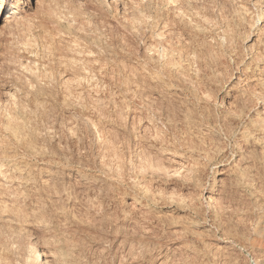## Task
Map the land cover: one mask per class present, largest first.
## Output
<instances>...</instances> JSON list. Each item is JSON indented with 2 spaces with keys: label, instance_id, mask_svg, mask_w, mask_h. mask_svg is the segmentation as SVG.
<instances>
[{
  "label": "bare ground",
  "instance_id": "obj_1",
  "mask_svg": "<svg viewBox=\"0 0 264 264\" xmlns=\"http://www.w3.org/2000/svg\"><path fill=\"white\" fill-rule=\"evenodd\" d=\"M122 114L131 119L119 120ZM220 128L254 152L259 146L264 153V0H0V251L12 259L6 264H103L100 257L94 258V253L91 259L81 250L80 235L79 239H75L78 235L69 236L92 228L87 222L91 219L88 211L89 220L73 214L74 210L70 213L66 206L51 209L56 201H70L72 194L66 184H58L57 174L60 169L64 172L67 165H78L77 188L87 192L94 185L84 178L115 182L112 170L126 169L127 161L135 167L138 156H142L140 152L146 155L139 143L150 149L147 155L155 153L157 157L153 156L160 161L151 163L152 172L142 177L136 171L138 164L137 174L128 178L134 179L133 184L129 183L136 187V194L124 199L125 208L135 212V224L143 223L139 237L131 239L138 242L141 250L135 256L115 253L110 264H137L154 250H158V256L152 264H175L168 255L172 247L187 253L185 263L190 264L196 254L192 249L199 245L192 244L193 247L187 244L190 240L182 238L193 234L196 239H203L191 227L200 226L205 210L210 208L219 221L227 213H232L237 224H245L248 217L253 219L248 241L253 248L262 246L264 211L256 218L252 216L264 194L253 192L255 208L229 204L218 207L221 189L205 184L206 160L211 161L224 151L222 140L215 133ZM114 132L120 137L113 135L115 141L111 142ZM88 142L91 148L99 147L104 157L99 158L101 150L90 155ZM112 151L113 156L122 154L123 161L120 155L117 161L115 155L117 162H113ZM245 155L221 167L219 173L247 185ZM159 171L189 175L190 180L206 188L203 201L188 202L174 192L163 198L157 182L154 189L144 182L149 177L156 181L154 174ZM37 172L45 177L39 179ZM57 184L58 187L51 186ZM94 187L98 190V186ZM85 196L80 199L81 205L85 198L94 206L98 195ZM42 198L43 207L46 201L55 202L49 207L51 213L63 219L52 230L57 233L53 239L44 238L42 227H33L35 218L29 220L30 214L38 216L41 208L32 209L38 201L41 204ZM29 206H33L32 212L23 214V223L20 215ZM153 207L187 214L169 223L171 241L170 238L164 242L160 235L152 234L147 215ZM83 208L92 210L85 205ZM123 219L127 220L125 216ZM111 231L118 235V228ZM96 235L90 237L97 238ZM115 235L119 240V235ZM205 243L209 254L212 244Z\"/></svg>",
  "mask_w": 264,
  "mask_h": 264
},
{
  "label": "rangeland",
  "instance_id": "obj_2",
  "mask_svg": "<svg viewBox=\"0 0 264 264\" xmlns=\"http://www.w3.org/2000/svg\"><path fill=\"white\" fill-rule=\"evenodd\" d=\"M250 35H253V32H251L250 33ZM123 115V114H122ZM122 115H120V116H122ZM119 116V117H120ZM126 116V115H125ZM124 115L122 116V117H124V119L121 117V118H119V120H121V121H128V119H131V118H127V116L125 117ZM127 118V119H126ZM132 120H134V119H132ZM131 120V121H132ZM124 121V122H125ZM134 122H137V120L135 119L134 120ZM180 127H182V128H184L185 129V126H183V125H180ZM184 129L182 130V131H184ZM186 130V129H185ZM221 130V128L220 129H218L217 130V132H215L216 133V136L217 137H219L222 141H221V146H224L223 148H224V151L222 152V154L221 155H219L218 157H216V158H214V159H212L211 161H207L206 160V163H208V166H207V168L205 169V174L203 173V176H204V178H205V184L207 183L208 184V186L207 187H210V185L211 184H215V187L216 188H220L221 189V195L219 196V198H218V201H217V204L216 205H219L218 207H222V206H224V205H227V204H229L230 206L231 205H233L234 207H237V208H240V207H244V208H250L251 209V207H254L255 208V203H257L256 202V200L254 199V197L252 196L253 195V192H259L260 194H264V153H263V150L258 146V147H256L255 148V152H254V149L253 148H251L250 146H247V145H245L244 146V144H242V143H240V142H238V139H237V137L236 136H234V137H228V136H226L225 134H224V132H223V130L222 131H220ZM220 132V133H219ZM173 133V132H172ZM222 133V134H221ZM197 134H199V133H196V135ZM64 135V134H63ZM113 135H114V138H116V136L118 135V138L120 137V135L118 134V133H113V134H111V139L113 138ZM212 136H215V134H212ZM86 138V140L88 139V135H86L85 136ZM113 138V139H114ZM118 138H117V140H118ZM111 140V142H113V141H115V139L114 140ZM89 140V139H88ZM117 140H116V142H117ZM227 140V141H226ZM228 141H229V143H228ZM235 142H236V144H235ZM73 143H74V146L76 145L75 144V140L73 141ZM238 143V144H237ZM128 144H130V143H128ZM127 144V145H128ZM139 144H142V143H139ZM138 144V146L140 147V149H143L144 150V152H147V153H144V154H146V155H144L143 156V152H140V154H142V156L141 155H139L138 156V164H140L139 165V170H136L135 169V167L137 168L138 166V164L134 167V166H132V164L131 163H128V161L126 162V165H127V168L126 169H128V168H130L131 169V171H126V169H124V168H122V169H115V170H117V172L116 171H114V170H112L113 172H111L112 174H114L115 175V178H116V181H117V184H116V181L114 182L113 180H108L107 182H105V181H103V180H101V179H98V180H96L95 181V178H93V177H89V178H84V181H87L88 183H90L91 185H94V186H98V190H97V187L95 188L94 186V189H93V187L91 188V190L93 189V191H94V193H93V191L91 192V190H88V192H87V190H85L87 193H89L90 195H98V196H100V197H96V200L94 201V206H92V204L89 202V201H87V200H85V198H86V194H85V191H84V189L82 190V189H79V188H77V187H79V186H77V185H79V180H80V176H79V173L77 172V168H78V165H72V164H70V165H67L65 168H64V172H63V170L62 169H60L59 170V174H57V179L56 180H58V184L59 185H65L66 186V188L68 189V192L69 193H72V194H70V196H71V199H74L73 197H75V199H74V201H72L71 199H70V201H66V202H64L63 204L61 203V202H58V201H56V205H54V203L53 204H51V202H49V201H46V209H45V207H43V205L44 204H42V203H44L45 201H44V199L42 198V200H41V204H39V202L40 201H38L35 205H34V207L33 206H31V208H30V206L28 207V208H26L23 212L24 213H20L21 215H20V217H22V218H20V220H21V222H23L24 223V221L26 220L23 216V214H25V213H27L28 215L32 212V210H36L37 209V207L38 208H41L38 212H37V215L38 216H36V214H34L35 215V217H33L31 214H30V216L29 217H33L32 219L31 218H29V220H33L34 218V224H33V227H36V228H38V229H41V227H42V232H43V236H44V238H48V239H53L54 238V236L57 234L56 232V234H54V232H52V230L53 231H55L56 230V228L58 227V225H59V222H61L60 220H63L61 217H58L57 215H54V212L53 213H51V209L52 210H54V209H56L57 207H59V206H66V208H68V210H70L69 212L71 213L73 210H74V212H72L73 214H75V215H77V213H78V216H79V214H80V216L79 217H81V218H88V220L90 219L89 218V216H91V219L89 220V221H87L88 223H89V225H90V227H92V228H90L89 230H87V232L86 231H84V233L82 234V233H80V234H76V235H74L73 233H71V234H69V236L71 237H76L77 235V237L75 238V239H79L80 238V236H81V238L79 239V240H82V242H81V250H84V252L87 254V256L89 257V258H91V259H94L96 256H98V257H100L102 260L101 261H103V264L105 263V264H110L111 262H112V259H113V257H114V255H118V256H121V255H124V254H128V253H131V254H129L130 256H135L137 253H139V250H141L140 249V246H139V244H138V242L137 241H131V239H137L138 237H139V235L141 234V232H142V227H144L143 226V223L141 224V223H134V219H135V212H132L131 210V212L129 211V210H127L125 207V201L127 200V199H131V197L133 196V195H135L136 194V187H134L132 184H133V181H134V179H128V178H132L135 174H139L141 177L142 176H145V174H149L150 175V173L152 172V170L150 171V169H152L151 168V163H156V161L158 160L159 161V159L158 158H156L155 159V157H157L156 156V154L154 153H152L153 155H147L148 154V151L150 150V149H148V148H146V147H144L145 145L144 144H142V145H144V146H142V145H139ZM240 144H241V146H240ZM110 145V144H109ZM131 145V144H130ZM111 146V145H110ZM237 146V147H236ZM88 147L90 148H88L89 150V154L91 153H99V152H101L102 150L98 147V148H96L97 146H95V149H94V147L93 148H91L92 146L89 144V142H88ZM143 147V148H142ZM240 147V148H239ZM250 147V148H249ZM109 149V148H108ZM146 149V150H145ZM240 149V150H239ZM244 149V150H243ZM248 149V150H247ZM92 150H94V151H92ZM101 150V151H100ZM109 150H112V149H109ZM108 150V151H109ZM234 150V151H233ZM242 150V151H241ZM243 151L245 152V153H243ZM251 151H253V152H251ZM262 152V154H260ZM110 153V152H109ZM113 151L110 153V155H111V159L113 160V162L116 160H114V158H116V157H114L116 154H114V156H113ZM115 153V152H114ZM233 153V154H232ZM250 153V154H249ZM90 154V155H91ZM100 155H99V158H101V157H104L103 155L105 154V153H103V151L101 152V153H99ZM245 154H247V156L245 155ZM118 155V158H117V161H120V160H118V159H120V157H121V155H120V153H118L117 154ZM116 155V156H117ZM119 155H120V157H119ZM241 155H245L246 156V160H247V164H248V171H247V169H246V171H245V176H246V180H247V182H248V184L247 185H242V184H237V182L235 181V179H234V177L232 176V177H229V178H227V177H224V175L223 174H220L219 173V170H221L222 168H225V167H227V166H229L230 164H232L236 159H238V158H241ZM262 155V156H261ZM149 156V157H148ZM237 156V157H236ZM249 156H252V157H249ZM257 156V157H256ZM261 156V157H260ZM128 157V156H127ZM145 157V158H144ZM253 157H254V160H253ZM123 158V156L121 157V159ZM148 158V159H147ZM147 159V160H146ZM145 160V161H144ZM148 160H149V162H148ZM153 160V161H152ZM117 161H115V162H117ZM121 161H123V159L121 160ZM251 161V162H250ZM140 162V163H139ZM145 162V163H144ZM160 162V161H159ZM129 164V165H128ZM148 164V165H147ZM151 164V165H150ZM250 164V165H249ZM131 165V167H133V168H131V167H129ZM260 166V167H259ZM261 166H263V167H261ZM150 167V168H149ZM214 167V168H213ZM222 167V168H221ZM70 168V169H69ZM129 169V170H130ZM138 169V168H137ZM141 169L143 170L142 172H141ZM148 169V170H147ZM263 169V170H262ZM69 170V171H68ZM123 170V171H122ZM137 171V173H136V171ZM148 172H147V171ZM119 172V173H118ZM121 172H123V173H121ZM131 172V173H130ZM65 173V174H64ZM117 173H118V175H117ZM121 173V174H120ZM130 174V175H128V174ZM62 174V175H61ZM67 174V175H66ZM78 174V175H77ZM158 174H161V176H159ZM165 174H166V176H165ZM71 175V176H70ZM133 175V176H132ZM148 175V176H149ZM167 175H169V176H171V177H169V176H167ZM181 175V176H180ZM252 175V176H251ZM36 176L39 178V179H41V178H43V177H45V174L44 173H39V172H37L36 173ZM130 176V177H129ZM208 176V177H207ZM257 176V177H256ZM61 177H62V179H61ZM66 177V178H65ZM69 177V178H68ZM123 177V178H122ZM154 177L155 178H157V180L156 181H152V180H150V177L149 178H147L148 180H149V182H148V180L146 179V181H144V182H146L145 184L147 185V186H150V188H153L154 189V186L156 187V182H157V189L158 190H161V192H160V194H161V196L164 198L168 193H170V192H174V194H177V195H179V193H180V197L182 196L186 201H188V202H202L203 201V196H204V194H205V192L207 191L206 190V188H204V186H199L198 185V183H196V182H194V181H192V180H190L189 178V175H184V174H179V175H173V174H171V173H167V172H160L159 171V173H155L154 174ZM163 177V178H162ZM165 177V178H164ZM189 177V178H188ZM223 177V178H222ZM248 177H251V178H248ZM59 178H60V182H59ZM77 178V179H76ZM91 178V179H90ZM119 178H120V180H119ZM122 178V179H121ZM181 178V179H180ZM185 178V180H183V179ZM186 178H188L190 181H188V179L186 180ZM213 178V179H212ZM226 178H227V180H226ZM90 181H89V180ZM62 180H64L63 182H62ZM127 180H130V181H127ZM133 180V181H132ZM143 180H145V179H142V181ZM206 180H207V182H206ZM214 180H216V181H214ZM222 180V181H221ZM252 180V181H251ZM258 180V181H257ZM262 180V181H261ZM72 181V182H71ZM109 181H111V182H109ZM152 181V182H151ZM161 181H162V183H161ZM170 181V182H169ZM173 181V182H172ZM184 183H183V182ZM208 181H210V182H208ZM256 181V182H255ZM67 182V183H66ZM68 182H69V184H68ZM109 182V183H108ZM122 182H124V183H122ZM126 182H127V185H126ZM129 182H131V183H129ZM143 182V183H144ZM155 182V183H154ZM226 182V183H225ZM75 183V184H74ZM77 183V184H76ZM106 183H107V185H106ZM151 183V184H150ZM165 183H167V184H165ZM187 183V184H186ZM252 183V184H251ZM51 185L52 187L53 186H55V187H58L59 185ZM71 184V185H70ZM96 184V185H95ZM122 184V185H121ZM152 184H154L153 186H152ZM225 184V185H224ZM68 185V186H67ZM101 185H103V186H105V189L103 188V186H101ZM110 185V186H109ZM117 185V186H116ZM119 185H121V186H119ZM131 185V186H130ZM195 185V186H194ZM251 185V186H250ZM255 185H256V187H255ZM72 186V187H71ZM54 187V188H55ZM111 189H110V188ZM53 188V189H54ZM74 188V189H73ZM108 188V190H109V192H108V190H106ZM113 188V189H112ZM202 188V189H201ZM204 188V189H203ZM224 190H223V189ZM228 188V189H227ZM260 188V189H259ZM56 189V188H55ZM70 189V190H69ZM77 189H79V190H77ZM101 189V190H100ZM81 190V191H80ZM95 190H97V191H95ZM165 190V191H164ZM203 190V191H202ZM256 190V191H255ZM259 190V191H258ZM72 191V192H71ZM73 191H78V192H76L75 194L73 193ZM83 191H84V193H83ZM106 191V192H105ZM250 191H252V192H250ZM261 191V192H260ZM92 194H91V193ZM98 192V193H97ZM100 192H102L101 194H100ZM105 192V193H104ZM129 192V193H128ZM227 192V193H226ZM78 193V194H77ZM80 193H81V195H80ZM83 193V194H82ZM104 193V195H102ZM127 193V194H126ZM133 193V194H132ZM109 194V195H108ZM111 194V195H110ZM132 194V195H131ZM165 194V195H164ZM182 194V195H181ZM199 194V195H198ZM248 194V195H247ZM106 195H108V196H106ZM184 195V196H183ZM187 195V196H186ZM198 195V196H197ZM203 195V196H202ZM251 195V196H250ZM103 196H104V198H103ZM114 196V197H113ZM199 196H201V197H199ZM82 197H85L84 198V200L87 202V205H86V202L82 199V201H83V203H85V204H82L81 205V203H80V199L82 198ZM117 197V198H116ZM128 197V198H127ZM221 197V198H220ZM100 198V199H99ZM103 198V199H102ZM108 198V199H107ZM113 198V199H112ZM202 198V199H201ZM112 199V200H111ZM124 199H125V201H124ZM188 199V200H187ZM193 199V200H192ZM197 199V200H196ZM76 200H78V201H76ZM202 200V201H201ZM221 200V201H220ZM262 200V201H261ZM42 201H44V202H42ZM76 201V202H75ZM96 201H98V203L96 202ZM58 202V203H57ZM72 202V203H71ZM79 202V203H78ZM220 202V203H219ZM253 202V203H252ZM116 203V204H115ZM219 203V204H218ZM65 204V205H64ZM68 204H69V206H68ZM91 205V208H90V205ZM224 204V205H223ZM262 204V205H261ZM52 205H54L55 207L54 208H51L52 207ZM83 205H85L87 208H88V205H89V208L88 209H92V210H85L84 208H83ZM221 205V206H220ZM261 205V206H260ZM72 206V207H71ZM73 206H74V208H73ZM97 206V207H96ZM101 206V207H100ZM239 206V207H238ZM250 206V207H249ZM32 207L34 208V209H32ZM51 209H50V208ZM71 207V208H70ZM82 209H81V208ZM93 207H95V210H97V212L94 210V208ZM23 208H25V207H23ZM77 208V209H76ZM101 208V209H100ZM125 210H124V209ZM158 207H153L152 208V211H150V213H148V215H147V219L149 220L148 222H149V225L151 226L150 228H152L151 229V232H152V234L153 235H157V236H159L160 235V238H161V240L162 241H164V242H167V241H169V239H170V241L172 240V238H173V235L171 234V228L169 227V223H171V221H179L180 219H182L183 217H186V215L187 214H184V212H171V211H169V212H167V208H158ZM258 209L256 210V211H254V213H253V218H256L258 215H259V213H260V211L262 210V211H264V195H263V197L258 201V207H257ZM32 209V210H31ZM45 209V211H43ZM48 209V210H47ZM78 209L81 211H79L78 212ZM164 209V210H163ZM205 209H209V208H205ZM253 209V208H252ZM29 210V211H28ZM84 212H83V211ZM94 210V211H93ZM127 210V211H126ZM31 211V212H30ZM48 212V214H47V212ZM88 211V212H87ZM89 211L91 212H94V214L93 213H89ZM155 211V212H154ZM210 211V212H209ZM259 211V212H258ZM46 212V213H45ZM83 212V213H82ZM88 213V215L89 216H87V213ZM123 212H125V213H123ZM205 212H207L206 214H205V218H203V220H201L200 221V226H198V227H191L192 229H193V231L194 232H198V234H201V235H203V236H201V237H203V239L202 240H198V239H196V236L195 235H193V234H187V235H185L183 238H182V241H186V240H190V241H188L189 243H187V244H189V245H199V246H193V247H195L194 249H192L193 251H195L196 252V254H193V256L195 257V259L191 262V263H193V262H195L196 261V264H264V244L262 245V246H255L254 248H253V246H250L251 244L249 243V239L251 238V235H248L249 234V231H250V234H251V223H252V220L253 219H249V217L247 218V220L245 221V224L244 223H242L241 224V222L239 223V224H237L236 222H235V218H233V216H232V213L230 214V213H227L226 214V216H223V219H222V221H219V220H217L216 218H215V215H214V213H213V209H209V210H205ZM231 212V211H230ZM38 213H40V215L41 216H43L44 215V213H45V217L43 216V218H41V216L38 214ZM51 213V214H50ZM82 213V214H81ZM84 213H86V214H84ZM98 213H100V215L97 214ZM134 213V214H133ZM256 213H258V214H256ZM27 214H25V215H27ZM43 214V215H42ZM53 214V215H52ZM109 214V215H108ZM123 214V215H122ZM153 214V215H152ZM157 214V215H156ZM230 214V215H229ZM93 215V216H92ZM127 215H128V217H127ZM152 215V216H151ZM257 215V216H256ZM52 216H56V217H52ZM108 216V217H107ZM124 216L127 218V220H124L123 218H124ZM149 216V217H148ZM154 216V217H153ZM231 216V217H230ZM37 217H39V218H37ZM47 217L49 218H51V219H47ZM100 217V218H99ZM122 218V220H121V218ZM173 217H174V219H173ZM225 217V218H224ZM229 217V218H228ZM41 218V220H42V225H41V220L39 221V219ZM98 218V219H97ZM102 218V219H101ZM165 218V219H164ZM180 218V219H179ZM60 219V220H59ZM28 220V221H29ZM47 220H49L48 221V223L50 224V223H52V224H48L47 223ZM85 220V219H84ZM113 220V221H112ZM130 220V221H129ZM131 220H133V221H131ZM153 220V221H152ZM44 221V222H43ZM58 221V222H57ZM90 221L92 222V224L90 223ZM111 223H110V222ZM116 221H118V223L116 222ZM122 221V222H121ZM174 221V222H175ZM40 222V223H39ZM45 222H46V225H45ZM96 222V223H95ZM151 222V223H150ZM250 222V223H249ZM115 225H114V224ZM56 224H58V225H56ZM153 224V225H152ZM25 225V224H24ZM40 225V226H39ZM91 225H94V226H91ZM97 226V228H96V226ZM118 225H120V226H118ZM140 225V226H139ZM47 226V227H46ZM55 226V227H54ZM123 228H122V227ZM133 226H134V228H133ZM160 226V227H159ZM220 226H222V227H220ZM44 227V228H43ZM93 227H95V228H93ZM98 227L100 228V229H98ZM220 227V228H219ZM232 227V228H231ZM239 227V228H238ZM243 227V228H242ZM48 228H50L49 230H48ZM113 228H114V231H115V228H116V231H117V228H118V231L116 232V233H118V235H115V233L114 234H112V231L111 230H113ZM210 229L211 231H208L207 229ZM227 231H225L224 229ZM236 228V229H235ZM243 229V231H242V229ZM93 229V230H92ZM97 229V230H96ZM124 229V230H123ZM170 229V230H169ZM233 229V230H232ZM27 230V229H26ZM95 230V231H94ZM98 230H100V231H98ZM105 230V231H104ZM111 231V232H109V231ZM126 230V231H125ZM197 230V231H196ZM248 230V231H247ZM46 231V232H45ZM49 231H51V232H49ZM90 231V233H88ZM108 231V232H107ZM225 231V232H224ZM239 231V232H238ZM242 231V232H241ZM26 232H28V231H26ZM36 233H37V231H35ZM41 231H39L38 230V235H41V233H42ZM49 232V233H48ZM103 232V233H102ZM107 232V235L105 234ZM225 233V235H224V233ZM234 232H235V234H234ZM247 232V233H246ZM89 236V238H87L88 236L86 235V234ZM98 233V234H97ZM100 233V234H99ZM105 236H102V234ZM120 233V234H119ZM211 233V234H210ZM231 233L233 234V236L231 235ZM1 234V233H0ZM93 234H97L98 235V237H99V235H100V237H101V239H100V237L98 238H95V236H93V239H92V237H90V236H92ZM109 234V235H108ZM136 234V235H135ZM230 235V237H227V235ZM243 234V235H242ZM244 234H246V235H244ZM41 235V236H42ZM80 235V236H79ZM82 235H84V236H82ZM96 235V236H97ZM112 235V236H111ZM113 235H115V236H118L117 238H119V240H117ZM123 237H122V236ZM208 235V236H207ZM209 235L211 236L212 235V237L213 238H209ZM216 236V238H215V236ZM219 235V236H218ZM235 235L236 236H239V238H236L235 237ZM247 235H248V237H247ZM46 236V237H45ZM51 236V237H50ZM227 238H226V237ZM108 237V238H107ZM112 237L114 238V239H112ZM122 238V241H121V238ZM128 237V238H127ZM192 238V240H191V238ZM223 237H224V239H223ZM247 237V238H246ZM85 239V241H83L84 239ZM102 238H104V239H102ZM106 238V239H105ZM163 238V239H162ZM190 238V239H189ZM242 238H243V240L244 241H248L247 243L246 242H244L243 240H242ZM112 239V240H111ZM168 239V240H167ZM186 239V240H185ZM245 239H247V240H245ZM93 240V241H92ZM98 240V241H97ZM117 240V241H116ZM128 240V241H127ZM204 240H205V242H204ZM215 240H217V241H215ZM92 241V242H91ZM97 241V242H96ZM124 241L127 243H124ZM203 242V244H202V242ZM208 241V242H207ZM211 241V242H210ZM218 241H220V242H218ZM231 241V242H230ZM223 242V243H222ZM85 243H87V245L84 244ZM122 243V244H121ZM134 243V244H133ZM195 243V244H194ZM204 243L205 244H212V246L211 247H209L208 249H209V254H207V249H206V246L207 245H204ZM106 244H107V246H106ZM215 244V245H214ZM237 244V245H236ZM246 245V246H244V245ZM249 244V245H248ZM84 245V246H83ZM91 245V246H90ZM129 245V246H128ZM170 245H172V244H170ZM214 245V246H213ZM220 246V247H218V246ZM231 245V246H230ZM205 246V247H204ZM216 246L218 247V248H216ZM249 246H250V248H249ZM128 249H127V248ZM225 247V248H224ZM230 249H229V248ZM233 247V248H232ZM259 247V248H258ZM84 248V249H83ZM199 248V250H196V249H198ZM227 249L226 251H223V249ZM87 249H89V250H87ZM100 249V250H99ZM119 249V250H118ZM126 249V250H125ZM200 249H201V251H200ZM212 249H213V251H212ZM247 249V250H246ZM257 249V250H256ZM114 250V251H113ZM131 250V251H130ZM138 250V251H137ZM173 250V251H172ZM244 250V251H243ZM101 251V252H100ZM118 251V252H117ZM136 251V252H135ZM156 251V252H155ZM200 251V252H199ZM202 251H204V252H202ZM254 251V252H253ZM201 253V254H199L198 255V253ZM215 252V253H214ZM220 252H222V253H220ZM226 252H228L227 254H226ZM3 253V254H2ZM92 253H94V258H93V254ZM101 253V255H99ZM116 253V254H115ZM123 253V254H122ZM154 253V254H153ZM151 255H148L147 256V259H145V260H139L138 261V263L137 264H152V262L154 261V259H155V257H157L158 256V250H154V252H153ZM205 255H204V254ZM220 253V254H219ZM223 253H225V254H223ZM6 254V255H5ZM4 254V252H1L0 251V255L1 256H3V258L1 257L0 258V264H6V263H8L9 261L11 262L12 261V259L10 258V255H8L7 256V253H5ZM90 254H92V255H90ZM98 254V255H97ZM187 253H185V252H181L180 250H176L175 248H171V250H169L168 251V255H169V260L171 261V262H175V264H184L185 263V260H186V257L188 256V254L186 255ZM203 254V255H202ZM214 254V255H213ZM220 255V257H219V255ZM215 255H216V258H215ZM217 255H218V259H217ZM222 255H224V256H222ZM206 256V257H205ZM213 256V257H212ZM227 256V257H226ZM98 257H96V258H98ZM112 257V258H111ZM171 257V258H170ZM180 257V258H179ZM183 257H185V259L183 258ZM197 257V258H196ZM224 257H226V258H224ZM95 258V259H96ZM99 258V259H100ZM203 258V259H202ZM205 258V259H204ZM215 258V259H214ZM197 259V260H196ZM201 260H202V262H201ZM213 260V261H212ZM223 260H224V262H223ZM228 262H227V261ZM3 261H5V262H3ZM178 261V262H177ZM183 261H184V263H183ZM205 261V262H204ZM225 261H226V263H225ZM1 262H3V263H1ZM208 262V263H207ZM190 263V264H191ZM185 264H189L187 261H186V263Z\"/></svg>",
  "mask_w": 264,
  "mask_h": 264
}]
</instances>
